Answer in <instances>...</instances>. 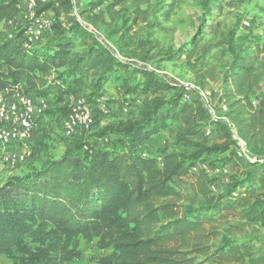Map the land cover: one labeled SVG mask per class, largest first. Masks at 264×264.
<instances>
[{"label": "trees", "instance_id": "obj_1", "mask_svg": "<svg viewBox=\"0 0 264 264\" xmlns=\"http://www.w3.org/2000/svg\"><path fill=\"white\" fill-rule=\"evenodd\" d=\"M19 1L0 0L1 26L11 28ZM148 2L94 0L77 14L114 39L119 53L126 54L131 30L147 25L148 10L142 6ZM68 4L64 0L62 5ZM50 9L59 15L50 0L38 12ZM173 10V4H168L162 12L164 21ZM160 19L150 27H160ZM24 32L0 30V93L7 96L24 91L60 101L89 91L99 100L104 86L125 68L101 43L75 55L81 34L74 30L64 32L65 39L39 46L42 36L29 49L23 48ZM201 43L196 40L180 54L190 60ZM208 52L202 48L203 55ZM263 53L264 46L254 44L229 64L221 79L220 120L211 119L192 93L183 101L181 87L159 81L146 69L133 68L113 88L116 97L136 102L137 115L118 130L121 137L112 146L85 158L65 155L48 160L40 169L0 185V258L26 240L47 243L80 236L96 238L99 249L107 252L98 258L99 264H264V253L253 240L227 236L240 228L264 230V103L253 105L264 83ZM52 73L55 76L50 78ZM177 118L181 125L173 147L144 152L152 137L176 126ZM210 130L221 134V143L205 142ZM234 138L243 142L254 163L237 156ZM217 167L241 169V182L226 192L214 188L209 174ZM193 177L202 204L185 209L176 184ZM251 186L257 193L243 194ZM227 205L239 226L223 231L221 215ZM54 252L47 264H65L80 256L65 248Z\"/></svg>", "mask_w": 264, "mask_h": 264}, {"label": "rangeland", "instance_id": "obj_2", "mask_svg": "<svg viewBox=\"0 0 264 264\" xmlns=\"http://www.w3.org/2000/svg\"><path fill=\"white\" fill-rule=\"evenodd\" d=\"M61 1L64 0H51L58 6L61 5ZM66 1L69 2L68 7L56 16L55 24L51 22L54 26V33L50 37L42 38L43 43L46 42L47 45L56 40L65 39L64 32L74 30L81 34L74 50L75 55L80 53L82 48L101 43L104 49L111 52L114 58L125 65V68L117 72L109 82L107 90L111 89L109 92H113V95L106 93L105 103L97 102L101 110H95L92 130L88 133L77 130L74 140L67 146H64L63 134L65 132L62 125L67 112L77 99L82 98L90 106L93 114L92 104L96 105L99 97L91 95L89 91L79 96L69 94L62 97L60 101H56L54 97H48V107L44 115L48 120L51 119V126L48 131L45 126L40 131L43 140L39 142V151L47 155L49 154L48 149L55 152L50 159L63 157V155L85 158L93 152V149L87 145L89 140L95 139L97 142L95 146L98 148L102 146L108 148L114 140L121 137L118 130L125 123L136 118L137 113L134 110L136 102L116 97L113 87L126 80L133 68L146 69L159 81L176 88H179L181 84L191 85L192 97L199 100L211 119L220 120L223 118L222 108H224L221 97V79L229 64L235 56L252 48L254 44L264 46V0H149L146 5L142 6L143 10H148L147 25L138 24L131 30L130 37L126 38L128 44L126 54L119 53L114 39L108 38L102 30H94L86 24L83 18L75 14L79 8L94 0ZM170 3L173 4L174 10L168 21H164L162 12ZM218 6L220 11H214ZM158 18H161V26L150 27L149 24ZM26 26V20L15 18L11 28L7 29L0 25V30L12 32L24 30ZM196 40H201L202 43L193 58L189 60L184 54H180L182 48ZM202 48L209 49L208 54L203 55ZM261 56H264V53ZM54 76L55 73L53 76L50 75V78ZM199 92H207L209 97L204 100L198 94ZM263 95L264 83L261 84L254 100L256 105L257 102L264 103ZM35 96L38 97L37 94ZM168 97L163 96L164 99ZM175 122L176 126L170 127L164 135V138L170 141L167 142L168 146L172 145V147L176 141L177 129L180 127L181 120L177 118ZM105 137H107V142H99V139ZM221 138L219 132L210 130V135L205 137V142L208 145H215L222 142ZM33 154L34 150L29 146L27 158L31 162L24 161L16 167L12 165L0 169V185L12 177L25 176L33 170H38L31 166L41 159H33ZM47 158L49 156L43 157L42 160ZM243 174L241 169L236 170L230 167V170L226 171L217 167L209 176L214 188L219 187L222 192H226L235 183L241 182ZM195 181L196 178L193 177L176 184L177 190L184 195L185 201L182 204L185 209H197L202 204ZM253 191L257 193L255 186L245 187L243 194ZM221 218L225 220L221 230L225 231V228L230 226L238 228L239 222L234 219V210L231 205H227V210ZM231 233L227 234L228 238L251 239L255 246L264 253V230H258L255 233L251 228H240ZM53 248H65L67 251L80 255L65 264H99L98 258L107 255L106 251L99 249L96 238L59 237L47 243L26 240L22 245L13 247L8 253L3 254L0 264H47L49 258L55 257Z\"/></svg>", "mask_w": 264, "mask_h": 264}, {"label": "built area", "instance_id": "obj_3", "mask_svg": "<svg viewBox=\"0 0 264 264\" xmlns=\"http://www.w3.org/2000/svg\"><path fill=\"white\" fill-rule=\"evenodd\" d=\"M28 7V16L26 17L27 26L25 27L23 48L29 49L32 45L39 42L44 33L49 29V23L44 19L43 15L38 12L40 6L49 2V0H23ZM182 100L190 99L192 86L189 84H181ZM202 99L209 97L207 92L198 93ZM6 94L0 93V144L2 146L18 143L22 146L20 154L14 158V162L18 160L20 163L26 161L28 156V140L30 139L33 129L37 124V120L44 116L47 110V102L45 99L35 100L25 92H19L14 96H7L12 99L11 102H5ZM104 100L99 99V102ZM256 106V102L253 103ZM63 130L66 135H71L77 130L88 133L94 125V117L90 106L82 98L76 100L71 109L68 111L63 121ZM209 133V132H208ZM207 133V135H208ZM237 143V156L245 158L249 163H254L255 159L251 158L245 149L242 141L234 138Z\"/></svg>", "mask_w": 264, "mask_h": 264}, {"label": "crops", "instance_id": "obj_4", "mask_svg": "<svg viewBox=\"0 0 264 264\" xmlns=\"http://www.w3.org/2000/svg\"><path fill=\"white\" fill-rule=\"evenodd\" d=\"M63 2L64 1H61V5L60 6H58V4H54L56 8H59V10H58L59 11V14L62 13V10L66 9L65 6L62 5ZM76 13H77V11L75 12V14ZM41 14L43 15L44 19L50 25L49 29L44 33L43 36L44 37H50L54 33V26H53L52 23H54V24L56 23V19H57L56 18V15H55L54 11L51 10V9L41 12ZM27 16H28V7H27V4L23 0H20L19 1V4H18V13H17V15L14 16L13 20L15 18H23L24 20H26V17ZM77 19H79V18H77ZM45 43H43V40H41V42L39 43V46L46 45ZM105 43L107 44V42H105ZM101 46H102V44H101ZM53 74L54 73H52L51 75L53 76ZM51 78H53V77H51ZM108 85H109V83L107 85H105L104 88L102 89V94L103 95L100 97V99H102L104 101L99 102L97 100L96 101V105H95V103L92 104L93 115L95 114V110H97V109L101 110L100 109V106H98V103L97 102H99V103H105V101H106L105 100L106 99L105 98L106 97V93H109L110 95H113V92H109V91H111V89L110 90H107L108 89ZM22 92H24V91H22ZM86 92L87 91H85V93ZM27 94L29 96H31L35 100L36 103L39 101V99H41L40 96L36 97L33 92H29ZM4 98H5L4 99L5 102H7V101L11 102L12 101L11 98L10 99H7V96H4ZM45 100L48 101V98H45ZM104 112L106 113V111H104ZM50 121H51V119L48 120L47 117H46V115L40 117L37 120V124L34 127V129H33L32 135H31L30 139L27 142L28 147L30 146L34 150L33 159H37V158H38V160L41 159L40 161H35L33 163V165L31 166V167H33L35 169H40L41 166L43 165V163L46 162V161H48V160H58V159H60L62 157V156H59L58 158L50 159L51 157L54 156L55 152H51V150L48 149L49 150V154L47 155V154H44L43 152L39 151V147H40L39 146V142H41L43 140L42 137H41L42 132H40V131H42L44 129V126L47 129L46 131H48V129H50L49 126H51ZM166 131L160 132L157 135H155L154 137H152L145 144V146L143 147V151L144 152H147L148 154H152L156 148L163 147V146L168 145L169 143H167V142H170V141H168L167 138H164V135L167 133ZM76 133L77 132H75V133H73L71 135H66V133H64L65 134V137H64V134H63L64 146L69 145L71 143V141L74 140L73 138H74V136H75ZM99 142H107V137H105L103 139L102 138L99 139ZM95 143H97L96 140L95 139H91V140H89L87 142V145H89L93 149V151H95L97 149H104V148H106L104 146L98 148V147L95 146ZM110 146H112V143L110 144ZM44 148H45V146H44ZM21 150H22V146L20 144H18V143H11L10 145H6V146H2L0 144V169L8 168V167H10L12 165L14 167H16V166H18V164H21L18 160H16L15 162L13 161L14 158H16V156L18 155V153L21 152ZM46 155L49 156V158H47L46 160H44V159L42 160L43 157H47ZM29 162H31V161H30V159L27 158L26 159V163H29Z\"/></svg>", "mask_w": 264, "mask_h": 264}]
</instances>
